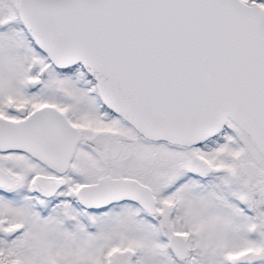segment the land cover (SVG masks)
Returning <instances> with one entry per match:
<instances>
[{"label": "snow or ice", "instance_id": "snow-or-ice-1", "mask_svg": "<svg viewBox=\"0 0 264 264\" xmlns=\"http://www.w3.org/2000/svg\"><path fill=\"white\" fill-rule=\"evenodd\" d=\"M0 264H264V0H0Z\"/></svg>", "mask_w": 264, "mask_h": 264}]
</instances>
